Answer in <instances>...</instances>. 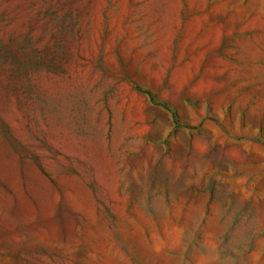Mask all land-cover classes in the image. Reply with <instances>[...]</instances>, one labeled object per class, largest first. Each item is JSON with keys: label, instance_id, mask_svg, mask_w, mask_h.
I'll list each match as a JSON object with an SVG mask.
<instances>
[{"label": "rangeland", "instance_id": "374dc122", "mask_svg": "<svg viewBox=\"0 0 264 264\" xmlns=\"http://www.w3.org/2000/svg\"><path fill=\"white\" fill-rule=\"evenodd\" d=\"M0 264H264V0H0Z\"/></svg>", "mask_w": 264, "mask_h": 264}]
</instances>
